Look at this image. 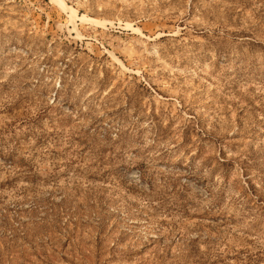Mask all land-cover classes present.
I'll use <instances>...</instances> for the list:
<instances>
[{
    "label": "rangeland",
    "instance_id": "rangeland-1",
    "mask_svg": "<svg viewBox=\"0 0 264 264\" xmlns=\"http://www.w3.org/2000/svg\"><path fill=\"white\" fill-rule=\"evenodd\" d=\"M0 264H264V0H0Z\"/></svg>",
    "mask_w": 264,
    "mask_h": 264
},
{
    "label": "bare ground",
    "instance_id": "bare-ground-1",
    "mask_svg": "<svg viewBox=\"0 0 264 264\" xmlns=\"http://www.w3.org/2000/svg\"><path fill=\"white\" fill-rule=\"evenodd\" d=\"M65 7H67V6H65ZM69 15H70V17H71L72 19L79 17V16L77 15L75 9H71ZM81 19H82V18H81Z\"/></svg>",
    "mask_w": 264,
    "mask_h": 264
}]
</instances>
